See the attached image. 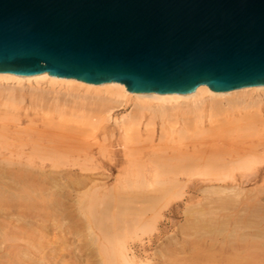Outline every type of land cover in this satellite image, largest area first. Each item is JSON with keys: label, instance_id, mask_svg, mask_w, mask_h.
Instances as JSON below:
<instances>
[{"label": "bare ground", "instance_id": "obj_1", "mask_svg": "<svg viewBox=\"0 0 264 264\" xmlns=\"http://www.w3.org/2000/svg\"><path fill=\"white\" fill-rule=\"evenodd\" d=\"M42 84L51 86V89L48 91L49 93L50 91L57 93L55 89L57 87L55 86H58V89L59 87L65 88L68 94L72 96H78V94L70 93V91L73 90H76V93L80 90L89 93V97L96 98L99 100V103H102V110L99 111L101 112L99 115L105 118V122H107V120L113 121L114 125L121 131L125 142L131 134L134 138L130 136V139H138L139 136L135 137V135L141 133L142 126H144L146 130L149 129V132H153L154 128L159 126V132H162L164 135L168 129H171L170 132H173L177 128L176 126L179 125L180 129L176 132L177 136L181 137V140H179L180 143H183L180 146H183L185 141L188 142L187 139L189 140L191 138L192 142V138L203 135L202 132L204 131L200 132V129H202L208 121H213L212 126H214L213 124L216 120H210L211 116L214 117L215 115L218 121H220L219 119L221 118L222 121L217 124L227 127V124L224 125L226 123V118H217V114L230 116V118L238 116L239 119H241L243 117L244 121H235L240 124L241 121L244 122L242 125L247 123V126L250 128L257 119L258 123L261 121V124L264 123V85L247 86L229 91H221L206 84H200L192 93L188 94L157 93L139 91L117 81L96 84L76 78L58 77L50 73L39 76H28L0 70L1 105L3 108L15 110L18 106L27 101V98L32 100L35 97H40L44 92L40 87ZM45 93L47 94V92ZM43 95L45 96V94ZM97 103L98 101L95 104ZM127 106L130 107V111L122 114L120 117H112L111 113L114 109H121ZM253 115H256L257 118L252 117ZM247 116L252 119L251 126L248 125L250 124L249 121V123L245 122L250 120ZM253 119L255 121H253ZM233 120L231 119L230 122ZM87 122L89 123V121ZM230 122L227 128L224 127L225 129L222 128L223 126L221 127V125H219L221 127V129L219 127L220 131H218L217 124H215V128L211 131L210 125V129H205H209V131L205 132L202 137H204L206 133L209 139L214 135L219 137L215 138L214 136L213 139H215V141L210 140V144L205 140L208 139L206 135L204 140L207 143H202L199 140V143H201L199 145L202 147H197L194 144L188 146L187 144H189V142L185 143L186 145L183 146L184 149L175 152H164L163 150L165 149L169 150L167 149L169 146H171L170 148L172 150L179 149L180 146L174 145L175 142L171 143L174 145V148H176L174 149L170 144V142L173 141L168 137L169 139L166 145H164L166 141H163V147L159 144V140H162L163 136L161 135L159 137L158 135V141L155 143L158 142V146L160 145L161 147L159 146V148L156 146L155 149H163V153L155 154L153 156L154 158L152 157L151 159L150 156H147L151 162H149V160L148 162L142 160L140 163L141 160L139 161L138 157V160L135 161L138 164L134 162V165L138 170L141 165V172L139 173L136 169L138 174H132L129 170L130 173H124L116 177V183L112 186H109L106 180L98 181L96 176H94V174L92 175V173L87 174L82 172L88 169L103 168L107 172L106 178H109L117 167V160L113 159L111 156L106 157V160L102 158L98 164L93 162L92 166L79 165V169H74L73 171H67L61 168L68 164V160L60 158V155L68 150L72 152L70 150V146L72 145L70 144L71 141L69 143L70 137L66 138L65 141L63 140L65 136H63L62 141H60L59 138L57 139V136L54 137L56 140L48 139L46 141L41 140V138L37 141V139L35 140L34 138L35 141H29L30 150L28 151H5L0 148V264H86L87 260L84 258L85 251L79 248L74 240L78 234V230H76V228H78V221H76L75 218L82 219L84 216L98 226V231L100 233L98 234V264H264V197H261V194L258 195V192L262 193L261 191L263 188L259 190L261 187L259 188L256 186L257 189L259 188V191L256 190L258 192L255 195L253 194V189L252 193L249 194H246L249 191L245 192L246 189H243L245 195L239 185H208L204 188L197 187V185L209 182L223 184L236 182V184H240L258 178L257 164L262 161L257 157L259 151L256 153V150L252 149L254 147H251V149H244L246 145H240L241 141L246 140L245 134L243 135L244 139L242 135L241 137L239 135V139L241 138L243 140H238V136L236 135L235 139L237 140L234 142L235 139L231 138L232 133H239V131H241L239 129H243V127L238 128V130L235 129V131L238 132H233L234 126L238 123L235 124V122ZM96 123L95 121V124ZM18 124L16 126H18ZM229 125H233V127H231L232 130L229 128ZM23 126L25 127V125ZM18 128L19 127H17V130ZM250 128L243 129V133L244 130H248V132L250 130V133L253 132L254 129L251 130ZM252 128L257 129L256 126ZM191 129H196V133L199 134H190L189 131H191ZM185 130L188 131L185 132ZM18 131H20V129ZM192 131L194 133V130ZM223 131L227 135V138L229 135L231 136L228 139H231V141L234 139L232 143L226 141L230 143L229 145L237 144L235 149H233L234 147L232 148L233 150L230 148V151L232 150L233 152L229 151L228 145L226 147V143H222V140L224 139L225 141L226 139V137H224L226 135ZM230 131H232L231 134H229ZM30 132L31 131H25V134L28 133V136L25 138H29L30 134H35V132ZM178 132L180 135H178ZM213 132L216 134L221 132V135H216ZM16 133L21 134L22 132ZM183 133L185 135L189 133L187 135L189 138L187 136L186 138ZM208 133L210 135L213 133L214 135L211 137ZM153 134H155V132ZM246 134L248 136L247 138L252 139L248 133ZM48 135H51V133ZM48 135L44 137V139L49 138ZM257 135L259 136L258 138H260V140L258 139L260 141H258V143L260 144L257 145L258 143H255L254 146L257 145L259 148L261 143H263L262 137L264 133L262 137H260L259 133ZM145 136H147L146 138L149 140V136L152 137V133ZM200 136L199 138L202 140ZM221 136L223 137L222 139H220ZM253 136L255 137V135ZM2 137H4L3 133ZM183 137L185 139L184 141L182 140ZM177 138L175 140L178 141ZM217 139L221 140V142H218L219 145L215 143L218 147L215 144L212 145L215 147H210ZM74 140L76 142L79 139ZM74 140L72 139V142H74ZM204 140L202 141L204 142ZM66 141L70 144L68 145L69 148H67V144H64ZM127 141L130 142V140ZM22 142L23 141L20 143L24 144ZM75 142L74 145L77 147L81 145L80 143L82 141H80V143L77 142L79 145H77V143L75 144ZM148 142L151 143V141ZM148 142L146 146H148ZM194 142H196V139H194ZM196 143H198V141ZM93 144L96 145V142ZM123 144L125 145V149L128 148L129 150L130 148L128 154H132L131 147L134 149L137 148V146L134 147L135 145L127 147L125 143ZM204 144H209L210 148ZM252 144L250 142V145ZM88 145L86 144V146ZM97 145L99 144L97 143ZM223 145L228 149L227 151L225 148L222 150ZM238 145L244 148L238 149ZM262 145H264V143ZM249 146L247 145L246 148H250ZM145 147L142 146L141 148ZM4 148L8 147L4 146ZM82 148L85 149V147ZM141 148L140 150H143ZM66 149L67 151H65ZM79 150H81V148H79ZM133 152H135V150H133ZM71 154L74 153L72 152ZM135 154H137V152ZM129 156L131 155H128V157ZM64 157H67V154ZM131 157L134 160L133 156ZM145 159L147 158L145 157ZM76 163L77 162L73 161L72 165ZM227 164L229 167L233 166V169L234 166H237V168H244L246 170L256 168V171L251 170L237 176L230 170H225L226 167V169H228ZM134 165L132 164V166ZM222 167H224V169ZM53 168H58L59 170H54ZM136 170L134 173H137ZM261 177L263 176H260V178ZM130 181L132 184H134V182H138V184L142 183L145 188L153 186L154 184H159L160 186L161 184H168V186L170 184V186L193 184L189 190L191 192H199L200 196L195 200L194 197L196 195L188 197V202L184 203L183 208H181L183 219L170 233L162 231L157 227L159 222L157 217H153L149 221L140 222V225L138 223L139 226L137 227L135 226L137 223L133 220V223L136 224L130 226L136 227L138 231H133L132 237L136 238L138 241H130L129 239L132 237L130 238V236L122 232V229L118 228V225L124 220L122 219V221H120L122 214V212L120 213L122 210L120 206L121 203L125 205V207L123 205V209L126 208L127 210V208L131 207L128 211L131 210L132 212L130 211L127 214L133 213V215H131L134 216L137 212V210L132 209L136 207L132 204L135 201L133 202L132 200L131 202V199L128 200L127 198V202L125 201L124 203L126 199L120 198L122 194L120 189H123V183L126 182L125 184L128 183L127 185L130 186ZM135 184L136 186L134 185V188L137 187V183ZM141 185L139 184V188ZM165 185H162V187ZM83 187H86V189L81 190ZM165 187H167V185ZM127 188L131 189V187L128 186ZM165 190L167 189L165 188ZM128 191H124L125 195L128 194ZM141 191L145 193V190L143 192L141 189L135 194L139 195ZM155 191L157 192L158 190L155 189ZM129 193L131 194V191H129ZM146 193H148V191H146ZM242 194L245 196H242ZM149 197H152V195H149ZM153 197L156 201L161 200L158 199L160 198L159 196ZM118 198L122 199L123 202ZM152 198L146 199L152 201ZM117 199L120 201V205L116 202L118 201ZM142 199L145 198H141V200ZM114 201L116 206L112 205ZM137 201L138 203L140 202L139 199ZM130 202L131 206L128 205V207H126V203L130 204ZM74 203L78 205V209L74 210L72 208ZM142 204L146 208L143 200L141 201V206H143ZM111 206H115V209H112V211L110 209L112 208ZM143 208L142 211L147 210V208L145 210H143ZM114 210L116 212H114ZM140 210L141 209H138V212ZM124 212L123 210V214ZM139 213L142 214L141 211ZM127 214H125V216H127ZM143 215L144 214H142V216ZM130 218V221H132V217ZM143 218L141 217V220H143ZM178 220H180V218ZM128 221L127 219L126 225L131 223ZM118 222L119 224H117ZM145 231H151V233L154 231V233H150L151 235H149L146 241L141 238V235ZM127 232V234H130L129 231ZM89 234H91V232H89ZM150 246L154 247V250L148 253L146 249Z\"/></svg>", "mask_w": 264, "mask_h": 264}, {"label": "water", "instance_id": "obj_2", "mask_svg": "<svg viewBox=\"0 0 264 264\" xmlns=\"http://www.w3.org/2000/svg\"><path fill=\"white\" fill-rule=\"evenodd\" d=\"M0 70L157 93L264 85V0H0Z\"/></svg>", "mask_w": 264, "mask_h": 264}, {"label": "rangeland", "instance_id": "obj_3", "mask_svg": "<svg viewBox=\"0 0 264 264\" xmlns=\"http://www.w3.org/2000/svg\"><path fill=\"white\" fill-rule=\"evenodd\" d=\"M40 87L42 88V90H44V92L41 94L40 97H38V98L35 97L32 100H30L29 98H27V101H25L22 105L18 106L15 110H12V109L10 110V109H7L5 107L3 108V106L1 105V98H0V125H1L0 126V128H1L0 129V131H1L0 132V148L3 149V150H5V151H8V150H12V151L25 150V151H28V150H30L29 143L31 141H33L34 138H35V140L37 139V141L40 140V138H41V140L46 141L48 139H55L54 137L57 136L56 138L57 139L59 138V140L62 141L63 136H65V138H63V140L65 141L66 138H69L70 137L69 143L71 141L70 144H72L71 146H73V147L70 146V150L74 154H71L72 152H70L69 150L67 151V149H66L65 151H67L70 155L67 152H65L64 154H61L60 155V158H65L66 160H68V164L66 166H64V167H61V168H63V170H67V171H73L74 169H79V165L80 166L81 165H83V166H85V165L92 166V163L93 162H95L96 164H98V162L100 160H102V158H104L103 160H106V157L111 156L113 159L117 160V167L112 172V174L109 176V178L108 177L106 178L107 172L103 168L102 169L101 168L100 169L99 168H97V169H88L87 171H89V172L82 171L83 173L85 172L87 174L88 173H90V174L92 173V175L94 174V176H96V178L98 179V181L99 180L100 181H103V180L105 181L106 180V182H107V184L109 186L114 185V183H116V177H118L121 174H124V173H127L128 174L130 172L132 174H138V172H137L138 168L137 167L135 168V165H134V162L136 160H138V159H139V161L141 160L140 163L142 162V160H144L145 162H148V160H149V162H151L150 159L155 154L163 153V151L164 152H171V151L175 152L177 150L180 151V150L184 149L183 146L186 145L185 143H189L190 142L189 144H187L188 146L194 144L197 147H199L200 146L199 144H201V143H199L200 141L202 143H205L206 141L209 142L210 140H214L215 141V139H213V137L215 136L214 134H216V133H214L215 132V129H214V132H213L214 134L212 133L210 135L209 134L210 132L208 133L211 137L214 135L211 139L208 138L207 133H206V135H207V138L208 139H205L206 141L204 140V137L206 138V135L204 137H202V136L205 134V132H208L209 131V129H210L209 128V125L211 127V129H210V131H211V130H213V128H215L214 127L215 124L220 123L222 121V119L220 117L226 118L225 119V122L226 123L224 125L227 124V127H228V124L231 121V119L232 120L234 119V120L232 122H230V123H234L235 122V124L238 123V122H240V120L244 121L243 120V117L242 118L240 117L241 119H239L238 116L230 118V116H225V115H222V114H220V115L217 114L218 115L217 118L219 117L220 118L219 119L220 121H218V119L215 118L216 117L215 115H214V117L211 116L210 117L211 118L210 120H212V119H214V121L216 120V122L213 124L214 126H212L213 121L212 122L211 121H208L206 123V125L202 128L203 130L200 129V132L201 131H204V132H202L203 135H201V136L199 135L200 137H202V140H204V142L198 136V137L192 138V142H191V138L189 139L190 141L187 139L188 142L185 141L183 146H180L183 143L182 142L180 143L179 140H181V137L180 136H177V132H176L177 130L180 129V126L179 125L176 126L177 128L173 132H170L171 129H168V131L164 135L162 134V132L161 133L159 132L160 131L159 126H156L154 128V131L153 132H149L150 131L149 129H147L148 130V132H147L146 128L144 126H142L141 127V131H140L141 132L140 134H138V135L136 134L135 135V133H134L135 137H138L139 136L138 139L134 140L133 139L134 136H132V134H131L130 136L133 137V138L130 139V136H129V138L127 139V140H130V142H128L127 140L125 142V139L122 137L121 131L117 128L116 125H114L113 121L112 120H107V122H105V118H103V116L99 115L101 113L99 111L102 110L101 109L102 108L101 107L102 106L101 105L102 103L101 102L99 103V100H97L96 98L89 97V95H90L89 93H85V92H83L81 90L80 91H77V93H76V90H73V91H70V93L78 94V96H75V95L72 96V95H69L68 94V92H67V90L65 88H62V87L60 88L59 87V89H58V86H55V87H57V88H55L57 90V93L56 92H53V91H50V93H51L50 94L48 91L51 89V86L42 84ZM45 92H47V94ZM43 94H45V96ZM97 101H98V103L95 104ZM98 104H100V105H98ZM58 106H59V108H58ZM128 111H130V107H128V106L125 107V108H121V109L116 108V109H114L112 111L111 115H112L113 118L114 117H120L122 114H125ZM92 115H94L96 117H94ZM85 117H86V119H85ZM97 117H98V119H97ZM244 117H246V116H244ZM252 117H256L257 118L256 115H253ZM263 117H264V115H263ZM89 118H90V120H89ZM224 118H223V120H224ZM247 118L250 119L249 116H247ZM94 120L97 122L96 124H95V121ZM235 120L238 121V122H236ZM251 120L252 119L247 120L245 122H248L249 121L250 124H248V125L251 126ZM87 121H89V123ZM91 121H92L93 124L91 123ZM227 121H229V122H227ZM242 121H241V124L238 123L239 125L238 124H237L238 126L236 125L237 127L234 126L233 132H238V131H235V129L238 130V128H241V127H243V129H249L250 128V127L247 126V123L242 125V123H244ZM253 121H255V120L253 119ZM257 121H258V119H257ZM257 121L250 128L251 130L252 129L255 130V131L253 130L254 133L253 132L250 133V130H249V132H248V130H244V133H243V131H242L243 129L241 128V129H239L241 131H239V133H237V134H235V133L233 134L232 131H230L229 134L232 133V135H231L232 137L229 135L228 138L231 137V138H234L235 139V136L237 135L238 136V140H240L241 138L239 139V135H240V137L242 135V138H243V135L245 134V136H246L245 139L246 140L241 141V142L239 141V142H240V145H243L244 146V144H245L246 146H244L245 147L244 148L243 146L239 147L240 145H238V149L239 148L251 149V147H254L252 149L253 150H256V153L259 151V154H257V157H259L262 161L259 164H257V166H258V171H257L258 178L256 180H251V181L244 182V183H240V184H236V182H232V183L229 182L228 184H223V183H218V182L202 183L200 185H197L198 188H204V187H206L208 185L209 186H211V185L212 186L239 185V187H240V189L242 190L243 193H244V190L245 189H246L245 192L249 191L246 194L252 193V191L254 190L253 191V194L254 195L257 194V192L263 188L262 191H261L262 193L258 192V195L261 194L260 196L261 197H264V191H263L264 190V145H262L264 143V139H263V137H264L263 136V133H264V125L263 124L264 123L261 124L262 121L260 123H258ZM2 123L3 124L5 123V124L3 125ZM17 124H18V126H16ZM26 124L28 125V127H27ZM235 124H233V125H235ZM23 125H25V127ZM219 125H221V124H219ZM219 125L217 126L218 129L220 127ZM233 125L232 126L229 125L230 126L229 128L233 127ZM6 126H7V129H6ZM222 126L223 125H221V127ZM244 126L247 127V128H245ZM254 126H256L257 129L252 128ZM17 127H19L18 130L20 129V131L17 130ZM221 127H220V129H221ZM224 127L227 128L226 126H223L222 128L225 129ZM23 128H25V129H23ZM29 128H30V130H29ZM207 128H209V129L208 130H205ZM229 128H228V131H229ZM220 129L218 131H220ZM192 130H194V133H193ZM231 130H232V128H231ZM25 131H28V132L31 131L30 133H32V132L34 133L35 132V134H30L29 135V138H25V137L28 136L27 135L28 133L25 134ZM187 131L188 130H185V132H187ZM191 131H192V133H191ZM191 131H189V132H190V134H193V135H195V133L197 132L196 129H191ZM198 131H199V129H198ZM4 132H6V133H4ZM16 132H22V133L19 134V133H16ZM154 132H155V134H153ZM180 132H182V131H180ZM183 132H184V130H183ZM221 132H219L220 134L217 133L216 135H221ZM2 133H3L4 137H2ZM46 133H48V134L51 133V135H48ZM150 133H152V137L149 136L150 138L148 140V138H146L147 136H145V135H147V134L150 135ZM170 133L171 134L173 133V134L171 135ZM223 133L225 134L224 131H223ZM246 133H248L249 136L252 137V139L251 138L250 139L247 138L248 136H247ZM258 133H259L260 137L263 136L262 137L263 143H261V146H259V148L257 146V145L260 144V143H258V141L260 140V138H258L259 136L257 135ZM188 134L189 133H187V135ZM196 134L198 135L199 133H196ZM47 135H48L49 138L44 139V137H47ZM158 135H159V137L161 135L163 136L162 137V140L161 139L159 140V142H160L159 144L162 145V143H164L163 141H166L165 144H164V145H166L167 142H168V139L170 138V140L173 141V142H170V144L175 142L174 145H177V146L179 145L180 148L179 149H176V148H174V145L171 144L172 147L174 149H176V150H172L170 148L171 146L168 147V145H170V144H168L167 145L168 148L166 146L165 147L167 149H169V150H166L165 148L164 149L166 151L163 150V149H159V150L155 149L156 146L157 147L160 146V145L158 146V144H157L158 142L155 143L156 141H158L157 140ZM178 135H180V133ZM187 135L184 134L185 137ZM253 135H255V137L257 138V140H256V138ZM191 137H193V136H191ZM216 137L219 138L218 136H215V138ZM224 137H226L227 140L225 139V141H224V139H223L222 140L223 141L222 143H224V144L226 143V147L228 145L229 151H230V148L232 149L234 147L233 149H235V147H237V144L229 145L230 143H232V141L234 139L231 141V139H228L227 138V135L224 136ZM176 138L178 139V141L175 140ZM222 138L223 137L221 136L220 139H222ZM72 139L73 140L74 139H76V140L79 139L76 142L74 140V142L76 144L77 142L80 143V141H82L80 143L81 145H79L77 143V145H79V146L76 145L77 147H75L74 142H72ZM194 139H196V142L198 141V143L194 142ZM220 139L219 140L217 139L216 142H213L212 141L213 143L210 145V147L213 144L218 143L219 141L221 142ZM243 139H241V140H243ZM4 140L5 141L8 140V141L5 142ZM182 140L183 141L185 140L184 137H183ZM228 140H230V141H228ZM236 140L237 139H235L234 142H236ZM21 141H23L22 143H24V144H21L20 143ZM67 141H68V139H67ZM148 141H151V143L148 142ZM226 141L227 142H230V143H227ZM66 142H64V144H67V146L70 145V144H68V142L67 143ZM95 142H96V145L93 144ZM147 142L150 145L148 144V146H146L147 145ZM250 142H251V144L254 143V144H252L253 146L250 145ZM82 143L83 144L85 143L84 146H83ZM88 143H89V145H88ZM97 143L99 145L101 143V145L99 146V145H97ZM123 143H125L127 147L128 146L131 147L133 145H135L134 147L137 146V148L139 146L140 147L138 148L139 150L136 148L137 151H136V149H134V148L131 147L132 154L131 153L128 154L130 148H129V150H128V148L125 149V145ZM210 143L211 142H209V144ZM237 143H238V141H237ZM255 143L256 144L258 143V144L256 146H254ZM86 144L88 146H86ZM139 144H141L144 147L146 146V147L145 148H141L142 146L139 145ZM155 144H157V145H155ZM209 144H204V145H206L207 147H209ZM164 145H162V146L164 147ZM215 145L218 147L219 143H218V145L217 144H215ZM247 145L248 146L250 145L249 146L250 148H246ZM4 146L5 147H8V148H4ZM80 146L85 147V149L82 148V147H80ZM116 146H118V147H116ZM224 146L225 145L222 146L223 147L222 150H224V148H225ZM200 147H202V146H200ZM212 147H215V146H212ZM67 148H69V146ZM74 148H76V149H74ZM79 148H81L82 152H81V150H79ZM140 148L143 149V150H140ZM220 148H221V146H220ZM132 149L135 150V152H133ZM225 149H226V151L228 150L227 148H225ZM136 152H137V154H135ZM260 152H263V153H260ZM66 154H67V157H64ZM128 155L133 156L134 160L132 159L131 156L128 157ZM126 156H127V158H126ZM147 156L148 157L150 156V159H148ZM145 157L147 159H145ZM122 158H124V159H122ZM73 161H75L77 163L75 165H72V162ZM132 164L134 166H132ZM135 164H138V163L135 162ZM136 166H138V165H136ZM223 166H226V165H223ZM222 168L224 169V167H222ZM226 168H225V170H230L231 172H233L237 176L240 175V174H243L245 172H249L251 170L256 171V168L246 170L244 168H242V169L241 168H237V166H234V169H233V166H230L229 167V165H228V169H226ZM53 169L54 170H59L58 168H53ZM129 170H130V172H129ZM135 170H136L137 173H134ZM138 171H139V173L141 172V165L139 166V170ZM97 175L99 177L101 176V177H104V178H101L100 177V179H99V177ZM260 176H263V177L260 178ZM125 183L126 182L123 183V189H120V191H122V194H121V197L120 198L126 199V200H124V203H125V201L127 202V198H128V200L131 199L130 200L131 202H132V200H133V202L134 201L136 202V203L135 202L132 203V204H134L136 206L135 208L133 207L132 209L137 210V212L135 211L136 214H137V218H136V214L134 216H132L133 213H131L132 215L131 214H127L128 212L131 211V210L128 211V209H131V207L127 208V210H126V208L123 209V205L124 204L121 203V205H120V203H119L120 201L121 202H123V201H122V199H119L118 198L120 201L117 199L118 201H116V202L119 203V205L122 208V210L120 211V213L122 212V214H121V220L120 221H122V219H124L123 220L124 222L122 221L120 223L121 224L120 225L119 224L120 221H119L117 224H119L118 225V228L119 229H122V232L125 233L126 235L130 236V238L132 237L133 231H135V230L138 231V229L136 227L140 225V222L142 223V222H145V221H149L153 217H157V220H159V222L157 224V227L159 229H161L162 231H167V233L172 232L177 227V225L182 221V219H183L182 212H181V208H183L184 203H187L188 202V200H187L188 197L189 196H192V195H194V196L196 195L194 197V200H195V199H197L200 196V193L199 192H191L189 190L192 187L193 184H185L183 186H175V185L170 186L171 184L168 186V184H166L167 187H165L166 186L165 184H161V186L159 184L158 185L157 184H154L153 186H149V187H146L145 188L142 183H139L140 185L142 184L140 186V188H139L138 182H134V184H132V182L130 181V184H131L130 186L127 185L128 183L127 184H125ZM135 183H137V187H136L137 189L134 188V185L136 186ZM261 183H263V184H261ZM162 185H165V186L162 187ZM127 186L128 187H131V189L130 188L128 189ZM256 186L259 187V188L261 187V188L260 189L258 188L259 189L258 190L256 188ZM165 188L168 191L165 190ZM84 189H86V187H83L81 190H84ZM141 189L143 190V192L145 190V193H142V191H141L142 194L140 193L139 194L140 196L138 194H135V193L139 192V190H141ZM147 189H149L150 191L147 190ZM155 189L158 190L159 192L158 191L156 192ZM249 189H251V190H249ZM128 190L131 191V194L129 193ZM256 190H258V191H256ZM124 191L125 192L128 191V194L125 195ZM146 191H148V193H146ZM193 193H195V194H193ZM244 194H242V196H245L246 195V194L245 195ZM253 194H251V195H253ZM137 195L140 198H138ZM149 195L150 196L152 195V197L153 196H155V197H158L159 196L160 198H158V199H161V200H158L157 199L158 201H156L154 197L153 198L152 197H149ZM162 195H163V197H162ZM130 196H131V198H130ZM134 196H135V198H134ZM141 198H145V199H142V200H143V202H144L147 210H145L146 208L144 207L143 204H142L143 206H141V201H142ZM146 198H149V199L152 198L153 200L151 201V200L146 199ZM136 199L137 200L139 199L140 202L138 203V201ZM146 200H149V201H146ZM131 202H130V204H128L129 202L126 203L127 204L126 207H128V205L131 206ZM115 204L116 203L114 201V203L112 205H115ZM137 205H138V208H137ZM115 206H111L112 207V208H110L111 211H112V209H115L114 208ZM117 207L119 209H121L119 206H117ZM124 207H125V205H124ZM72 208L74 210L75 209H78V205L74 203V205L72 206ZM142 208L145 211H142ZM119 209H118V211H119ZM138 209H141L140 211L142 212V214H144L143 216H142L141 213H139L140 211L138 212ZM123 210L125 211L124 214H123ZM154 211H155V213H154ZM114 212H116V211L114 210ZM125 214H127L128 217L125 216ZM146 214H147V216H146ZM148 214H150V215H148ZM129 216L132 217V221H130L131 218ZM141 217L142 218L144 217L145 219L143 218V220H141ZM147 218H149V219H147ZM179 218H180V220H178ZM125 219H126V221H125ZM127 219L129 220L128 222H131L130 224L128 223V225H126L127 224ZM75 220L78 221V228H76V230H78V232H77L78 234L76 235V238L74 239L75 240V243L79 246V248H82L85 251L84 252V258L87 260L86 261V264H98V234H100L99 231H98V226H96L90 219L86 218V216L82 217V219H76L75 218ZM133 220H134V222L137 223V225H135L136 227H132L133 224H136V223H133ZM160 221H161V223H160ZM138 223H139V225H138ZM130 225H132V226H130ZM120 227H122V228H120ZM125 227H127V228H125ZM127 231H129L131 235L130 234H127L128 233ZM89 232H91V234H89ZM150 233H151V231H145L141 235L142 236L141 238L144 241H146L148 239L149 235H151L152 233H154V231L151 234ZM129 240L130 241L131 240L138 241L136 238H133V237L131 239H129ZM153 250H154V247H152V246H150L149 248L146 249V251L148 253H151Z\"/></svg>", "mask_w": 264, "mask_h": 264}]
</instances>
